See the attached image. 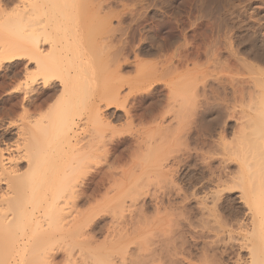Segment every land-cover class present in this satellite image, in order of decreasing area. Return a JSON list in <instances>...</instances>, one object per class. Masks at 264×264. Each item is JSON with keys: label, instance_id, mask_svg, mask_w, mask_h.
Returning a JSON list of instances; mask_svg holds the SVG:
<instances>
[{"label": "rangeland", "instance_id": "374dc122", "mask_svg": "<svg viewBox=\"0 0 264 264\" xmlns=\"http://www.w3.org/2000/svg\"><path fill=\"white\" fill-rule=\"evenodd\" d=\"M31 1L32 0L29 1L5 0L3 4L7 2L8 5L0 7V27H1L0 30L1 29L4 30L5 27L3 26L4 24L7 26L8 24H10L9 26L14 25L13 23L16 24L17 21H19L21 10L24 9L23 7H27V5L31 3ZM63 1L64 0L62 1L58 0V2H61V4L60 5L57 4L55 7L62 8L63 6L65 7V2L66 4H69L70 2L68 7L72 9L71 12L73 14L74 12H76V14H74L75 16L74 19L76 20V16L77 15L79 16V17L77 16L76 23L74 20L72 24H70L71 27L72 26L74 27V28L72 27V30H74L73 32H75L74 34L75 39L77 38L78 41H82V39L86 38L87 40V38H89L90 41L92 40L93 35H96L98 33L97 35L99 36H95L96 37L95 40L97 42L94 39L92 40L93 42L95 41V43L97 44V48H95L96 50H94L95 53L93 52L91 56H89L88 54L87 56H89L90 59L88 57L87 58L90 60V62L93 60L94 64H97L96 66H99V68L100 66L105 65V67H107L109 65L106 68V70L102 67L103 74L106 75L107 73V75L109 76L108 78H110L111 80L110 83L112 82L114 85L120 81L124 83L123 84L120 82L122 86H124L121 90L123 92V96H126V94L129 95L132 92L131 90L133 89L134 86L132 87L130 85H132L133 83H131L130 85L128 84L130 83V81L133 82L132 80H136V81L138 80L135 77L136 74L138 73L137 69L139 68L140 70L146 69L147 73L150 72L152 73V78H150L151 76L150 75L149 76L150 80L147 81L148 83L147 82L145 83V81H143L144 78H146L145 76H143V79L142 78L140 79L145 84L142 85L137 84L138 89H135L136 87L134 88L135 89L134 93H137L136 96L132 92L131 93L132 95L129 96L126 102L127 104L126 108L137 107L138 109L136 110L137 113H135V111L133 112L135 115L134 123L136 122L134 128L133 126L132 128H130L131 126L127 127L128 125H126V122H124V120L126 121L124 116H121V119H119L118 121L115 120L116 118L114 115H113L114 118L110 117V119H108L109 120L108 122H112L113 125L116 124L115 127L117 130H119V132L122 129H124L123 131H121L123 132V134L119 132H118L119 134H116L117 137L120 135L119 138L115 136L116 137L115 142L116 141L120 142L123 145V147L120 149V151L123 150L122 153L113 151L111 147H109L110 144H108L106 149L109 151V153L113 151L112 153L115 154L113 155L112 153H110L111 154L110 155L108 153L107 157L110 156V158H107V160H105L106 158L104 157L98 158L100 161L104 160L100 162L97 159L98 155L99 154L103 155L107 150L104 149L106 151L103 152L102 154L100 153L101 151H96V149L94 148L91 149L93 151L92 156H90L91 154L88 153L89 154V158L87 157L89 159L88 162H85V164L83 163L81 165L74 166L73 169H71V170L75 169V172L73 171V175L75 176L77 175V177L81 176L80 178H82L83 176L82 174L86 173V176L84 175L85 177L83 178V181H85V183L87 184H90L91 182L92 184L90 185L91 186L93 185L92 188L94 192H91V194L94 198L90 197L89 200L90 202L88 201L87 203L84 202L78 203L77 207L74 208V210L76 209V212L74 211V213L76 214L81 212L82 213L88 212L89 216L95 217L93 220L94 222H100V227H99L100 229L98 228L99 230L95 229L94 231L90 232L91 236L94 237L96 244H102L105 241H108L107 239L109 235H111L109 233H113V235L117 234V232L114 233L113 229H116L117 231V226L120 223L116 221L117 219L114 220L115 218L113 219L111 217L112 213L108 211V209L109 210L113 209L110 207L111 205L102 203L104 198L105 199L109 197L112 198L116 194H119L121 196L129 194V196L131 197L132 194H130V192L132 193L136 191L140 193L141 199L139 198V200L137 201L138 204L136 203L135 208L139 209V207L142 206L143 208L141 207V209L139 210L147 219L146 222L147 225H145L144 228H146V230L151 232L150 234H152V236L154 235L153 233L155 232V236L158 234L157 236L160 237L163 236L164 234L167 237L168 236L171 237L172 241L176 245L177 251H179L180 255L182 254L183 259H185L183 260L181 257L182 260L180 261H183L182 264H202V262L203 264L205 263L206 264L207 263L208 264H250L249 262L252 261L251 254L253 251L252 252L249 251L252 249L251 248L249 249V245L246 242L247 239L244 238L250 237L253 229H254L253 232L257 233L258 230L256 229V227L260 229L258 227L259 225H257L254 218L253 197L258 193L260 192L262 193L264 191V153L262 151L264 149L261 148V146H263L264 148V143H263L264 141L261 142V139L254 137L252 135L250 138V140L251 139L252 140L247 141L248 139L246 138H249L247 137L248 135L246 136L245 134H243L245 133L246 128H244L243 133L242 131L239 132V129L241 127H244L242 126V124L246 126V123L242 122L244 120H240L241 118H238V116H239V112H242V110L250 113L252 109L251 107L253 106H255L256 109L257 108L260 110L263 109L262 108L263 103L261 102L258 103V101L263 100V99L262 100L259 99L261 93H257L258 96H256L257 94H254V90H255L254 84H257L258 86V84L264 81L263 80L264 75L261 72L264 71L263 68L264 62L261 63V61L256 60L255 57L252 55V53L256 52V48L258 49V53H259V49L262 52L264 50V44H263L264 43V0H114L115 2H111L110 0L108 1L105 0L107 6L106 4H104V2L100 3L101 0H95V1L82 0V2H80V0H72V2L71 0H66L64 1V3H62ZM83 1L85 2V4ZM109 1L111 4L108 3ZM24 3H26L25 4L26 6H23ZM83 4L85 7L83 6ZM100 4H102L103 9L100 8L102 10L99 9ZM36 5L38 6V8L41 7V3L37 2ZM74 6L78 10H76ZM79 7L80 9L81 8L82 9L90 8V9H88L87 11L85 10L84 15H82L81 13L80 14L77 13V12H82V10H79ZM97 8L98 10H96ZM38 10L39 9H37V11ZM50 10H53V8H51ZM98 11L100 12L99 14ZM95 12L98 15L93 16V13ZM105 12L107 13L113 12L115 16L111 14L110 17L109 14L110 17L109 18L107 17V13L105 15ZM215 12L216 15H214ZM104 16H106L108 19ZM218 16H220L221 18ZM88 17L91 18L90 19L91 21H89ZM118 17L121 18V20ZM103 18H106V20H104ZM78 19L81 20L80 21L81 24L80 22L78 23ZM96 19L98 20V22H102L101 24L98 23L101 25V27L100 25L97 24ZM99 19L101 21H99ZM102 19L104 20V22ZM10 21L12 23H10ZM84 22L88 23L86 24V27L88 26V28L85 27ZM91 22L93 23V25L96 23L95 25L98 26L97 27L95 25L93 26ZM24 24L26 25V21L23 22V26ZM82 25L83 27H81ZM102 25L104 27H102ZM50 27H52V24L50 25ZM99 27L101 30L97 29ZM92 29L93 30L96 29V30L93 31ZM2 30L0 31V35L3 33L4 35H6L7 31L6 30L2 31ZM113 30H115L116 32L114 31L115 33H113ZM95 32L97 33L95 34ZM85 33L88 35L86 36ZM102 34H104V36ZM99 40L100 42L105 40L102 42L103 45L102 43L99 42ZM92 41H90L91 44ZM121 41H123L124 43L123 48H122L123 43ZM90 42H88V44H90ZM119 42H121V44ZM2 43H0V47H2L1 46ZM98 44L99 47L100 45H102V48L100 47L101 49H99ZM77 45L79 46V44H76V46ZM90 46L93 47V44L89 45L88 47ZM117 46L118 47L121 46L119 48L120 49L122 48L123 50V51L120 50L122 53L119 52V54L121 53V58H120V60H122L121 62L117 58V56H119L117 53L118 51H116ZM146 49L151 50L152 53H145L144 50ZM176 49L179 50L177 51ZM206 53L207 55H205ZM234 53H236L237 55L239 54L240 58L246 60V62L250 64L249 69H246L248 67L243 65L244 66L243 69L239 70L241 72L236 73L237 72L236 70L240 68L237 69L238 61L236 60V57L234 58L235 56ZM116 58L117 61L119 60V63H117ZM88 59L87 61L89 62ZM168 61L170 63H173V67H175L176 69L173 70L174 68L171 69L170 67H168L167 69L168 71L172 72V75H169L171 72H168L166 76L162 78V75H160L161 74L160 71L163 70V72L162 71L161 72L164 74L166 68L164 66L165 65L169 66L167 65L169 64ZM128 62L130 63V66ZM147 62H148L147 64L148 66L145 65ZM153 62L154 64H152ZM105 63L107 64V66ZM120 63H122L121 64L122 66L124 64L125 66H129V67L125 69H121L120 72L122 74L120 73L119 75H117L116 72L118 71L117 68H118V64ZM139 64H141L140 65L141 67L137 68L136 65ZM1 65H0V113H1L0 134L3 137L4 134L11 133L14 139L11 138V140L9 141H4L3 138H0L3 139V142H1L0 145H6L8 143L7 145L11 147V149L13 150L12 152L14 153V151L17 150V145L19 144L18 143L19 141L23 146V142L22 140H20L22 136H19V134L26 128L25 127L27 126L26 121H28L21 119L22 118L21 114H23V109H24L23 107L25 104L24 102L25 100L23 99L25 98L24 97L25 90L23 89L24 91H21L22 90L21 88L23 87L24 84H26L27 73L31 72L34 69L33 67H29L31 71L29 70L27 72V67L26 64H24V62L15 63V65L14 63H3ZM150 65L152 67L151 69H153V67L155 69L156 67V71L157 68L160 69L162 68L160 71H158L159 74L158 73L156 74V72L155 71L153 72V70L149 71L148 67H150ZM251 65L252 67L254 66L253 67L254 69L251 67ZM134 66L136 67L135 69ZM193 66H195V68ZM239 67L242 68L240 64ZM135 70L137 72L136 74H135ZM144 72L142 74H144ZM185 72H187V74ZM140 73H138V77L142 75ZM153 73L156 74L155 75L156 77L154 76V79H153V75H154ZM257 73H259V75ZM158 75L160 76V78ZM177 75L181 76V77L179 76L180 79L177 77ZM241 75L247 76L246 79H244L245 76L243 77ZM254 76H256L255 77L256 79L253 78ZM257 76L258 77L260 76L259 78H261L260 79L261 81L260 82L257 81L256 83L255 80H259ZM120 77L123 79L120 80ZM117 78H119V81ZM185 79H187L186 80L187 83L184 81L185 84H187L186 86L187 88L189 86L188 83L190 82L189 84H191L187 89L189 90V92L187 93L185 91H182L183 93L180 92L181 96L176 93V96L178 98L174 99L173 97L176 96H174V92H172V88L173 91L175 90V92H177V90L179 91V89L176 88L177 89L176 90L174 87H172V85L174 84L171 83H175L174 81L180 82L181 80H185ZM251 79L253 81H251ZM151 80H153L152 81L153 83L151 82ZM166 80L167 81L169 80L170 83L167 82ZM236 80L239 81L236 82ZM141 81L139 83H142ZM195 81L196 84L198 83L197 85L194 84ZM225 81L230 85H228ZM235 82H236L235 87H237V85L241 86L243 84L239 89L240 91H242L243 88L246 89L245 92L246 94L244 92L240 94L243 97L244 95L245 97L248 95L247 99H245L246 101L244 99L240 101V99H242L243 97L238 95V97H235L236 98L235 100H237L238 98L237 102H235L234 94H232L234 92L232 89H235L233 88ZM143 85H145L144 86L145 88L142 87ZM150 85H152L151 88H149ZM139 86L141 87V89L139 88ZM184 86L181 88V90L185 88ZM193 87L195 88V90L193 89ZM246 87L249 89L251 88L252 89L251 91L253 93L250 90H247ZM259 88L261 89V86ZM151 89L153 90V92H151L152 91ZM96 90L97 88L96 89L94 88V90L92 89L91 92L96 94L98 92V90L97 91ZM39 91L40 92L42 91V87L40 84L36 86L35 91L32 95L34 96L40 93ZM248 91L249 94H247ZM184 92L187 94H185ZM194 94L195 97L193 96ZM237 94L238 93H236L235 96H237ZM184 95L186 97H184ZM188 95H190L191 97ZM250 95L253 96L254 98L252 99L253 101L250 100L252 98V96L250 97ZM149 98L150 100L147 101V99ZM172 100L175 102H173ZM193 100L196 103L195 106L197 105L198 107L197 106L195 107L193 105L194 102ZM196 100H198L199 102ZM18 101L19 104H17ZM178 101L179 102L181 101L182 103L184 102L183 105L181 102L180 104ZM239 101L245 102L244 103L245 106L243 105V102L240 104ZM49 103L48 105L46 104L44 108L42 107L43 109L41 108L42 110L40 109V111L38 112H36L37 110L35 111L31 109L32 113L36 112V114L34 113V115L39 116V112L40 115L41 112H43L44 115V113H46L47 110H49V106L53 105L52 102H51L52 104ZM12 106H14L13 107L14 112L10 111ZM240 107L242 109H239ZM2 108L4 110H2ZM119 108L121 107H113L111 109V113L119 112L122 114L124 110H121ZM235 108L237 109L236 110L237 112L240 110L238 113L236 112L238 114L237 118H236L237 114H235L234 112ZM247 108H249L250 110ZM222 110L223 112H221ZM226 113L227 114L229 113L228 116ZM140 114H142V116ZM111 119L113 121H111ZM232 121L234 124L232 123ZM90 122H89L90 124L89 123L85 124V122L80 123L79 124L80 127L77 128L78 131L81 128L83 129V130L81 129L80 132H78L79 134H81L78 137L80 138L81 136V138H84L81 144L84 142L86 145V143L88 144V141L90 140L91 137H92L91 140L95 138L94 133L89 132L90 127L92 131V127L97 129L98 127L96 126L98 125L100 126V124L97 123L96 121L95 124L92 121ZM220 122H222V125H216L217 123ZM228 124L229 125L233 124L234 126L236 125L237 127H234V129L236 128L235 130L236 132L235 131L227 132L226 129L228 128ZM248 124L250 125V123ZM139 125L140 127L138 129L137 127ZM151 127L153 130H151ZM19 128L22 130H20ZM197 129L198 130L202 129V130L200 132V130L198 131ZM248 129L251 130V128ZM83 131L84 132L87 131L89 135L88 134L86 135ZM149 131L153 132L154 136L152 135V133H149V135L151 134V136H148ZM237 131L239 132V134H237L238 133ZM262 131L264 135V129ZM92 133L93 136L92 135L90 136V134ZM109 133L110 132L107 133L108 139H106V141L111 139L109 138L111 137L109 136ZM144 133L145 134L147 133L146 137ZM249 133L251 134V131ZM236 134L237 136L243 135L244 137H246L243 138L240 136V138H243L245 141H243V139H241V141L240 139H237L240 142H242L240 143L238 141L239 142L238 143L236 140L237 138ZM17 136L19 138H17ZM259 136H262V134ZM148 137L152 139V141ZM254 138L259 139L261 144L257 145V142L259 141L256 139L257 140L256 142V140H253ZM18 139L19 141L17 142L16 140ZM142 140H144L146 143ZM252 141L256 143H253ZM2 148L4 149L5 146H2ZM17 151H15L16 154ZM89 152L91 153V151ZM117 155L121 157V158L118 157L120 160L114 159L117 158ZM117 161L119 162L121 161V162L118 163ZM106 162L109 163L110 165L107 164ZM101 163H103L104 165L102 164L103 165L102 166ZM112 163H115V167L117 168H119V165L123 167L117 170V172L125 171L123 172L124 174L120 173L116 177L114 176L117 179V181L119 180V183L120 182L121 183L120 184L118 183L119 185H116L111 180H110L111 183L110 181L106 180V183H104V185L102 186L104 187V190L102 189V187H98V186H97L98 189L96 187L94 188L97 180H99V178L101 177L100 175H102V172L107 170L109 166L110 169L112 168ZM107 165L109 166L107 167ZM67 167L62 166L61 168L62 169L64 168L63 170H66ZM85 167H87L88 169ZM115 167L113 166L114 169H116ZM69 168H72V166ZM103 169L104 171H102ZM110 169L107 171L109 172ZM66 171H69V169ZM99 171L101 172L99 173ZM115 178L114 180H116ZM123 180H125V182ZM93 182L95 183V185ZM135 183L137 186L134 188L136 189L138 188V190L132 189ZM107 184L109 185V187ZM110 185L113 188H111ZM114 187L117 188L114 190ZM108 195L109 197H107ZM129 196L128 197L125 196L126 198L123 196L125 198L124 201L126 202L125 212L129 209L127 207H129L131 203ZM88 203L90 205H88ZM97 208H99V210ZM82 210L85 211L83 212ZM101 210H105V211H101ZM76 215L78 216L79 214ZM125 216L127 217L130 216V213L128 215L125 213ZM262 225H264V223ZM114 226L116 228H114ZM109 227L111 228L109 229ZM130 227H135V226L130 225ZM263 227L264 226H261V229H263ZM119 228H121L120 225L118 229ZM262 231L264 233V229ZM169 233H171V235ZM247 233L250 235H248ZM172 236H174V238ZM76 240L83 241V238L82 240L78 238ZM134 242H136V239ZM246 245H248V248ZM63 246L65 245L63 244ZM182 247L185 249L186 251L185 253L182 252L184 251ZM135 248L136 245L135 247H133V243L132 242L129 243V249H134L133 251L135 252ZM77 252L78 251H76V255ZM110 253L113 256H116L117 253L121 254V252H117V251ZM58 255L59 256L56 259V263L66 264L63 254H58ZM78 257L79 256L77 255L75 258L77 259ZM188 257L189 260H187ZM79 259L81 260V257L78 258V260ZM36 262L37 261H35V263L33 264H36ZM40 262L41 264H43L42 261ZM30 264L32 263L30 262ZM37 264H39V262H37Z\"/></svg>", "mask_w": 264, "mask_h": 264}, {"label": "bare ground", "instance_id": "6f19581e", "mask_svg": "<svg viewBox=\"0 0 264 264\" xmlns=\"http://www.w3.org/2000/svg\"><path fill=\"white\" fill-rule=\"evenodd\" d=\"M4 1L5 0H0V7L8 5L7 2H6L7 4L6 3L3 4ZM6 1H8V0H6ZM64 1H66V0H64ZM64 1L62 3H64ZM110 1L115 2L114 0H110ZM110 1L108 3H110ZM37 2L41 3L40 8H38V6L36 5ZM71 2H72V0H71ZM80 2H82V0H80ZM80 2H77V3H80ZM102 2H104V4H106V6H107V3H105V0L104 1L101 0L100 3H102ZM25 4L26 3H24L23 6H26ZM57 4L60 5L61 2H58V0H32L31 3H29L27 5V7H23L24 9L21 10V12L22 11L23 12L22 13L20 12L21 15H20L19 21H17L16 24L13 23L14 25H11V26H9L10 24H8V26L4 24L3 25V26H5L4 30L7 31V34L4 35V33H3L0 35V41H1L0 43L3 42L1 44L2 47H0V65L3 63H14V65H15V63H19V62L23 63L24 62V64H26V67H27V72L30 70L29 67H33V69H34L32 71L30 70L31 72H28V73L26 72L27 73V81H26V84H24L25 86L23 85V87L21 88L22 89L21 91L25 90V96H24L25 98H23L25 100L24 101L25 104L23 107L24 108L23 114L20 113L22 116L21 119L25 120V121L28 120V121H26L27 122V126H25L26 128L20 134L18 133L19 136H22V138H20V140H22L23 146L21 145L19 139L16 140L17 142L19 141L18 142L19 144L17 145L18 151L15 150V151H17V154L14 151V153L16 154L15 155L12 152L13 150L11 149V147L7 145L8 143L6 145H0V264H30V262L33 264V263H35V261L39 262V264H41L40 261H42L43 264H57L56 259L59 256L58 254H63L66 264H80V263L81 264H119V263L120 264H180V262L182 264L183 261H180V260L183 259V256H182V254L180 255L179 251H177L176 245L172 241L171 237H169V236L167 237L164 234H163V236H160V237L157 236L158 234L155 236V232L153 233L154 235L152 236V234H150L151 232H149L148 230H146V228H144V226L147 225V223H146L147 219L142 214V212L139 210V209H141L142 206H140L139 209L135 208L136 203L138 204L137 201L141 197L140 193H138L136 191L132 192V193L130 192V194H132L131 197L129 196V194L123 195L124 197L125 196L130 197L131 203H130V206L127 207L130 209V210L128 209L129 212H128V210L125 212L126 202L124 201V199L126 197L124 198L123 196L116 194L112 198L109 197V195L107 196L111 199H109V198L105 199L104 198L102 203L107 204V205L110 204L111 205L110 207L113 208V209H111L112 211L108 209V211H110V213H112L111 214L112 216L111 215L110 216L113 219L115 218L114 220L117 219L116 221L118 223L119 222L120 223L117 226V231H116V229H113L114 233L117 232V234L113 235V233H109L111 235H109V237L107 239L108 241H105L102 244H96L94 237L91 236V233H90V232H92L95 229H98L100 227V222H94L93 220L95 217L89 216L88 212L87 213H82V212L76 213V214H79L78 216L74 213V211L76 212V209L74 210V208L77 207V204L80 202L87 203L90 200V197L91 198L93 197L91 192H94V191L92 188L93 185L92 186L90 185V184H92L91 182H90V184H87V183H85V181H83V178L86 176V173L82 174L83 176H82V178H80L81 177L80 175H79L80 177H77V175L76 176L73 175V171L75 172V169L74 170H71V169H73L74 166H78V165H81L83 163L85 164V162H88L89 161V159H88L89 154H91L90 156H92V152H93L91 149H94V148L96 149V151H101L100 153L103 154V152H105L107 150L106 147L108 146V144H110L111 146L109 145V147H111V149L113 151L122 153L123 150L120 151V149L123 147V145L120 142H117V141L115 142V138L117 137L116 134H119V133L123 134V132H121V131H123L124 129H122L119 132V130H117L115 127L116 124L113 125L112 122H108L109 121L108 119H110V117H113V115H114L116 118L115 120L118 121L119 119H121V116H124V118L126 119V121L124 120V122H126V125H128L127 127L131 126L130 128H132V126H133V128H134V125L136 122L134 123L135 115L133 112L135 111V113H137L136 110H138V109H137V107L126 108V105H127L126 102L129 98V96L132 95L131 93L132 92L134 93L135 92L134 90L138 89L137 84H139V85L145 84L148 80H150L149 79L150 75H151L150 78H152V73L151 72L147 73L146 69L140 70L139 67H141L140 65L142 63L139 65H136V67L139 68V69H137V72L140 73L142 71L143 72L145 71L146 75H145V72H144V74H142L143 73L142 72V73H140L142 75L138 77V73L135 70V74L137 73L135 77L138 80L137 81L132 80L133 82L130 81V83L128 85L133 83L130 86H132V87L134 86L132 90L130 89L132 92L129 95L126 94V96H123V92L121 91L122 88L124 87L121 84L123 82H121V81H120L121 83L118 82L119 78H117L118 81H116V82H118V83L114 85L112 82L110 83L111 80H110V78H108L109 76L107 75V73H106V75L103 74V68L106 70V68L109 65L107 66V64L105 63L107 67H105V65L100 66V68L103 67L102 69H100L99 66H96L97 64H94L93 60L91 62L89 60L90 59L89 56H91V54L93 52L95 53L94 50H96L95 48H97V44L95 43V41H96L95 36H99V35H97L98 33L95 32V34L96 33L97 34L93 35L92 40L94 39L95 40L94 42L92 40H90V41H92L93 47L92 46L88 47L89 45H92L91 42L89 41V38H87V40H86V38L84 37L85 39H82V41H78L77 38L75 39L74 38L75 32H73L74 31V30H72L73 26L71 27L70 24H72V22L75 20L74 14H76V12H74V14L71 12L72 9L70 7H68L70 2H69V4H66V2H65V7L64 6L62 7V5H61L62 8L55 7ZM84 4H85V2H84ZM84 4H83V6H84ZM83 6H82V8H83ZM67 7L70 8L71 10L68 9ZM51 8H53V10H50ZM82 8L80 9V7H79V10H82V12L84 10V12L83 13L77 12V13H79V14L81 13L82 15H84L85 10L87 11L88 9H90V8H88V9H85V8L82 9ZM92 8H94V7H92ZM100 8H102V4L99 5V9ZM37 9H39V10L37 11ZM102 9H100V10H102ZM76 10H78V9L76 8ZM96 10H98V8ZM91 11H93V10H91ZM99 11H98V14L100 13ZM106 13L107 12H105V15H106ZM203 13H204V11H203ZM87 14H88V12H87ZM98 14H96V12H95V13H93V16H96ZM109 14H110V17H111V14L115 16V14H113V12L112 13L108 12L107 17H109ZM214 15H216V12ZM77 16H76V20H77ZM117 16H118V14H117ZM104 17H106V16H104ZM218 17H220V16H218ZM106 18H103V19L106 20ZM90 19L91 18H89V21H91ZM119 19L121 20V18H119ZM76 20H75V23H76ZM92 20H94V19H92ZM104 20H103V22H104ZM11 21H10V23H12ZM14 21H16V20H14ZM25 21H26V25L24 24V26H23V22H25ZM80 21L81 20L78 19V23ZM89 21H88V23H89ZM99 21H101V20L99 19ZM88 23H85V27H86V24H88ZM98 23L101 24L102 22H98V20H97V24ZM216 23H217V21H216ZM51 24H52V27H50ZM80 24H81V22H80ZM91 24L93 25L92 22H91ZM100 24H98V25H100ZM106 25H107V23H106ZM108 25H109V23H108ZM89 26H91V25H89ZM81 27H83V25ZM96 27H94V28H96ZM100 27H101V25H100ZM100 27L97 29L101 30ZM102 27H104V26L102 25ZM86 28H88V26ZM90 28H92V27H90ZM4 30H2V31H4ZM95 30H93V31H95ZM105 30H107V29H105ZM6 31H5V33H6ZM75 31H76V29H75ZM114 31L115 30H113V33L116 32V31L115 32ZM87 35L88 34H86V36ZM102 35L104 36V34H102ZM81 38H82V36H81ZM74 40H77V41H74ZM86 41H87V43H86ZM103 41H105V40H103ZM88 42H90V44H88ZM99 42H100V40H99ZM102 42H100V43H102ZM121 42L123 43V41H121ZM121 42H119V43L121 44ZM76 44H79V46L78 45L76 46ZM99 44H98V47H99ZM102 45H103V43H102ZM102 45H100L101 48H102ZM123 45H124V43L122 44V48L124 47ZM173 45H175V44H173ZM100 47H99V49H101ZM119 47H121V46H119ZM119 47L117 46L116 51H118L117 53L119 55V56H117V58L120 60L121 53H122L121 51H123V50H122V48L120 49ZM216 47H218V46H216ZM176 50L178 51L179 49H176ZM217 50H218V48H217ZM260 51L261 50L259 49V53H258V49L256 48V52H253V53L251 52V53L255 57L256 60L261 61V63H263L264 62V50H263V52L261 51V53H260ZM119 52H121V53L119 54ZM144 52L145 53H152L151 50H147V49L144 50ZM88 54H89V56H87ZM205 55H207V53ZM234 55H235L234 58L236 57V60L238 61L237 69L240 68V69L236 70L237 71L236 73L241 72L239 70H242L244 66H247L248 68H246V69H249L250 64L248 62H246V60L240 58L239 54L237 55L236 53H234ZM117 58H116V61H117ZM87 59L89 60V62L87 61ZM100 59H101V57H100ZM220 59H221V57H220ZM119 60L117 61V63H119ZM108 61H110V60H108ZM121 61L122 60H120V62ZM184 61H185V59H184ZM184 61H182V62H184ZM125 62H127V61H125ZM103 63H102V65H103ZM136 63H138V62H136ZM121 64L122 63L118 64V68L116 67L118 69V71L116 72L117 75H119L121 73L120 72L121 69H125V68H128L130 66V63H129V66H125L124 64L122 66ZM147 64H148V62L145 65H147ZM149 64H150V62H149ZM152 64H154V62ZM239 64L242 66V68L239 67ZM167 65H169V66H166V65L164 66V67H166L165 72L167 70L166 73L164 72L165 75L162 73L163 72V70H161L162 68L161 69L157 68V71H156V67H155V69H154V67H153V69H151L152 67L150 65V67H148V70L149 71L153 70V72L155 71L156 74L157 73L159 74L158 71L161 70L162 72L160 71V73H161L160 75H162V78H163L164 76H166V74L168 72H171V71H168V69H167L168 67H170L171 69L174 68L173 70L176 69L175 67H173V63L169 62V64H167ZM20 66H21V64H20ZM96 67L99 69H97ZM136 67L134 66V69ZM193 67L195 68V66H193ZM251 67H252V65H251ZM105 70H104V72H105ZM234 72H235V70H234ZM256 72H254V73H256ZM261 72L264 75V71H261ZM109 73H110V71H109ZM180 73H181V71H180ZM185 73L187 74V72H185ZM249 73H247V74H249ZM153 74H154L153 75V79H154V76L156 74L155 73H153ZM257 74L259 75V73H257ZM169 75H172V72ZM181 75H183V74H181ZM245 75H241V76L244 77ZM143 76L146 77L143 80V81H145V83H143L140 80L141 78L143 79ZM147 76H148V78H147ZM179 76L180 75H177L178 78H179ZM236 76H238V75H236ZM246 77L247 76H245L244 79H246ZM255 77L256 76H254L253 78L256 79ZM159 78H160V76H159ZM248 78H250V77H248ZM122 79L123 78L120 77V80H122ZM260 79L261 78H259V80H255L256 83H257V81L260 82L261 81ZM115 80H116V78H115ZM186 80L187 79L181 80L180 82H176L177 81V79H176V81H174L175 83H171V84H174V85H172V87H174L175 89L176 88L179 89V91L176 89L177 92H175V90L173 91V88H172V92H174V96H176V93L181 96V93H183L182 91H185L187 93L189 92V90H187V89L189 88V86L191 84H189L190 83L189 82L188 83L189 86L187 88L186 87L187 84H185ZM140 81L142 83H139ZM152 81L153 80H151V82ZM238 81L236 80V82H238ZM251 81H253V80L251 79ZM167 82H169V80ZM197 82H199V81H197ZM236 82H235L234 87L232 85V87L235 88V89H232L234 91L232 93V94H234V100L236 99L235 97H238V95L242 94L243 92L244 93L246 92L245 88H243V89L241 88L242 91L239 90L243 84L241 86L237 85V87L239 86L237 89V87H235ZM191 83H192V81H191ZM38 84L41 85L42 91L41 92L39 91L40 93H38V94H36V92H35L36 95L33 96L32 94L34 93L35 88ZM194 84H196V81ZM260 84H262V85H260ZM260 84H258V86L260 85L261 89L259 88L260 86L258 87L257 84H254V89H255L254 94L261 93L262 96L260 95L259 99L260 100L263 99V100L258 101V103L259 102L263 103L262 108L264 109V107H263V105H264V81L261 82ZM228 85H230V84H228ZM144 86L145 85H143L142 87H144ZM151 86L152 85H150L149 88H151ZM183 86L185 88L181 90V88ZM194 87H196V86H194ZM194 87H193V89L195 90ZM37 88H39V87H37ZM94 88L95 89L97 88V90H98V92L96 94L91 92L92 89L94 90ZM139 88L141 89L140 86H139ZM18 90H20V89H18ZM144 90H146V89H144ZM247 90L251 91L252 89L247 88ZM36 91H37V89H36ZM151 92H153V90ZM187 93H185V94H187ZM191 93H192V91H191ZM236 93H238L237 96H235ZM136 94L137 93H134L135 96H136ZM247 94H249V91L247 92ZM172 95H173V93H172ZM188 96H190V95H188ZM193 96L195 97V94ZM240 96H242V95H240ZM247 96L246 97H245V95H244V97L242 96L243 98L240 99V101L243 99L244 100L247 99ZM251 96L252 95H250V97ZM256 96H258V94ZM184 97H186V96L184 95ZM213 97H215V96H213ZM15 98H16V96H15ZM173 98L175 99L178 97L176 96ZM252 99H254L253 96L250 100H252ZM148 100H150V98L147 99V101ZM237 100H238V98H237ZM237 100H235V102H237ZM196 101H198V100H196ZM49 102L50 103L52 102L53 105L49 106V110H47L48 113L46 112L43 115V112H41V115H40V112H39V116L34 115V113L36 114V112L40 111V109L42 107L44 108V106L46 104L48 105ZM173 102H175V101H173ZM178 102H176V103H178ZM242 102H240V104ZM183 103H182V105H183ZM244 103L245 102H243V105H244ZM13 104H14V102H13ZM17 104H19V101ZM195 104L196 103L194 101L193 105L195 106ZM209 104H210V102H209ZM172 105H175V104H172ZM217 105H218V103H217ZM14 106H12V108H11L12 110L10 109V111L14 112V110H13ZM50 107H52V108H50ZM113 107H121L119 109L124 110V111L122 114L119 112L118 113H111V109ZM174 107H176V106H174ZM241 107L239 109H242ZM260 107H261V105H260ZM200 108H202V107H200ZM206 108H208V107H206ZM249 108H247V109H249ZM251 108L252 109H251L250 113L245 112L243 110H242V112H239L240 111L239 110L238 112H239V116L241 115L240 117L237 114L238 113L236 111L237 109L236 108H235V110L233 109L235 114H237L236 118L238 116V118H241L240 120H244L242 122L246 123V126L242 124V126H244V127H241L242 129L240 128L239 132L242 131V133H243L244 128H246L245 133H243V134H245L246 136L248 135L247 137H249V138H246L243 135L237 136V134H239V132L237 131L238 133L236 134V137H237L236 140L240 139V141H241V139L246 138V139H248L247 141H249L251 138V135H252L254 137L261 139V142H262V141H264V135H263V131H262L264 129V114H263L264 110L262 108H261L262 110H260L258 108L256 109L255 106H253ZM31 109L35 110V111L37 110V111L32 113ZM2 110H4V109L2 108ZM249 110H247V111H249ZM15 112H16V110H15ZM44 112H45V110H44ZM221 112H223V110ZM15 114H14V116H15ZM228 114H227V116H228ZM140 115L142 116V114H140ZM167 115H169V114H167ZM225 116H223V117H225ZM165 117H166V114H165ZM165 117H163V118H165ZM94 120L100 124V126L99 125L96 126V127H98L97 129L92 127V131H91V127L89 128L90 129L89 132H93L95 138H93L92 139L93 141H92L91 140L92 137L89 140L88 139L89 137L87 136L88 137L87 139L89 141L88 140H86V141H88V144L86 143V145H85L84 142L81 144V142L83 141L84 138H81V136H80V138L82 139L81 140L78 137L79 135H81L78 132H80V130L82 129L81 128L78 131L77 128L80 127L79 124L84 123V122L86 124V123H89L90 121L94 122V124H95ZM115 120H114V122H115ZM150 120H152V119H150ZM229 120H231V119H229ZM111 121H113V120L111 119ZM247 122L250 123V125ZM232 123H233V121H232ZM150 124H151V122H150ZM233 124H231V125L228 124V128L226 129L227 132H229V131L233 132L236 130V128L234 129V127H237V126L236 125L234 126ZM247 124L249 127L247 126ZM216 125H222V122L217 123ZM139 127H140V125L137 128L139 129ZM197 128H199V127H197ZM248 128H251V130H249ZM20 130H22V129H20ZM142 130H140V131H142ZM151 130H153L152 127H151ZM199 130L201 132L202 129H199ZM246 130H247V132H246ZM250 131H251V134L249 133ZM106 132L111 133V134L109 133V136H111V137L108 136L111 139H109L108 141H106V139H108L107 138L108 134ZM84 133L86 135L88 134L87 131ZM93 133L90 134V136L91 135L93 136ZM138 133H140V132H138ZM149 133H152V135L154 134L153 132L149 131L148 136H151V134L149 135ZM261 134H262V136H259ZM144 135L146 137L147 133L146 134L144 133ZM240 136L243 138H240ZM119 137H120V135L117 138H119ZM0 138H3L4 141H9L13 137H12L11 133H7V134H4L3 137L0 134ZM17 138H19V137L17 136ZM257 138H254L253 140H256ZM3 139H0V143L3 142ZM259 139H257L259 142H257V140H256L257 145L261 144ZM150 140L152 141V139H150ZM142 141H144V140H142ZM151 141H149V142H151ZM238 141L239 140H237V142ZM243 141H245V140L243 139ZM17 142H16V144H17ZM256 142H253V143H256ZM240 143H242V142H240ZM253 143H251V144H253ZM263 143H262V145H263ZM138 144H140V143H138ZM238 145H240V144H238ZM2 146H5V148L3 149ZM22 148H23V150H22ZM255 148H256V146H255ZM261 148L264 149L263 146H261ZM104 149H106V150H104ZM89 151H91V153ZM113 151H111L110 153H112ZM140 151H141V149H140ZM262 151L264 153V150H262ZM86 153L88 156L86 155ZM108 153H109V151L107 150L103 155L99 154L97 159L104 157V158H106L105 160H107V158H110V156L107 157ZM118 157L121 158L120 156L117 155V158H114V159L118 160L119 159ZM101 161H104V160H101ZM117 162L120 163L121 161L120 162L117 161ZM102 164L103 163H101V165ZM107 164H109V163H107ZM109 165H107V167ZM62 166H66V167L68 166L66 170L69 169V171L63 170L64 168L62 169L61 168ZM71 166H72V168H69ZM98 166H99V164H98ZM113 166L115 167V163H112V168H113ZM85 168H87V167H85ZM108 168H107V170L110 169V168L109 169ZM112 168L110 169L111 172L110 171L108 172L107 170L104 171V169L102 170L104 172H102V175H100L101 177L99 178V180H97V182L95 181L96 185L93 182L95 185L94 188L96 187L98 189V187H102L104 185V183H106V180L107 181L111 180L116 185H119L121 183V182L119 183V180L117 181V179L115 177L117 175H119L120 173L125 172V171H123V172L118 171L117 172V170H119L120 168H123V167H121L119 165V168L115 167L116 169L113 168L114 170ZM86 172H88V171H86ZM100 172L101 171H99V173ZM162 175H165V174H162ZM113 177L116 180H114ZM111 181H110V183H111ZM123 181L125 182V180H123ZM136 186L137 185L135 183L132 189H136V188H134ZM108 187H109V185H108ZM111 188H113V187L111 186ZM116 188L117 187H114V190ZM102 189L104 190V187H102ZM136 190H138V188ZM139 192H140V190H139ZM263 192L262 193L260 192L261 194L258 193L257 195H255L253 197L254 218H255L257 225H259L258 227L260 229H261V226H264V225H262L264 223V193ZM93 201H95V200H93ZM92 202H91V204H92ZM88 205H90V204L88 203ZM97 209L99 210V208H97ZM101 211H105V210H101ZM138 211H140V212H138ZM125 213L127 215L130 213V216H128V217L125 216ZM113 215H114V217H113ZM118 220H120V221H118ZM119 225L121 226V228L118 229ZM130 225L135 226V227H130ZM142 225H143V227H142ZM110 228L111 227H109V229ZM114 228H116V227L114 226ZM256 229L258 230L257 233L253 232L254 231V229H253L251 235L247 233L248 235H250V237L245 236L246 238H244V239H247L246 242L249 245V249L250 248L252 249L249 251H251V252L253 251L251 254V256H252L251 260L252 261L250 260L251 262H249V263L250 264H264V233L262 231L264 229V227L261 230L258 229L257 227H256ZM145 232H147V233H145ZM169 234L171 235V233H169ZM75 237H76V239L78 238L81 240L83 238V241H77L75 239ZM80 237H82V238H80ZM172 237L174 238V236H172ZM106 238H107V236H106ZM135 239H136V242H134ZM131 242L133 243V247H135V245H136L135 252L133 251L134 249H129V243H131ZM63 244L65 246H63ZM248 245H246L247 248H248ZM185 248H186V246H185ZM183 250L184 251H182V252L185 253L186 251L184 248H183ZM76 251L79 252V254L77 252V255L79 256L78 258L81 257V260L80 259L78 260V258L77 259L75 258L77 256ZM114 251L121 252V254L119 253L120 254L119 255L117 253L116 254L117 257L111 255L110 252H114ZM131 251L133 254L131 253ZM181 257H182V259H181ZM116 260H118L119 263ZM183 260H185V259H183ZM187 260H189V257ZM37 262H36V264H37ZM202 264H203V262H202Z\"/></svg>", "mask_w": 264, "mask_h": 264}]
</instances>
